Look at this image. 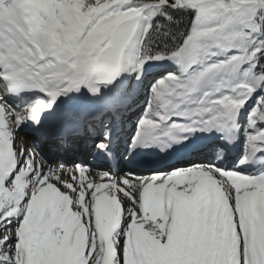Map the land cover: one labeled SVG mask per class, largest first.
Here are the masks:
<instances>
[{
    "label": "snow or ice",
    "instance_id": "obj_1",
    "mask_svg": "<svg viewBox=\"0 0 264 264\" xmlns=\"http://www.w3.org/2000/svg\"><path fill=\"white\" fill-rule=\"evenodd\" d=\"M26 125L117 166L242 151L97 180L46 169ZM0 264H264V0H0Z\"/></svg>",
    "mask_w": 264,
    "mask_h": 264
},
{
    "label": "bare ground",
    "instance_id": "obj_2",
    "mask_svg": "<svg viewBox=\"0 0 264 264\" xmlns=\"http://www.w3.org/2000/svg\"><path fill=\"white\" fill-rule=\"evenodd\" d=\"M17 137H18L17 143L23 144L25 146L24 139H23L22 135H19ZM26 147H27V145H26ZM28 147H30L29 151H35L33 145H29ZM211 151L213 152V149ZM211 151H209V153H208V154H210L209 159H219V158H215L214 154L211 153ZM36 155H37V159H39V161L40 160L44 161L45 168L47 169V167H55V165L51 166V163H53L56 156L58 159L61 158V151H57L53 146H47V148L36 152ZM62 159L63 160L65 159V162L68 161L70 163V162L74 161L75 159H80V155L76 149L72 148V149L68 150L67 153H65V155L62 157ZM66 167L68 168V166H66ZM104 168L107 170L108 167H106V166L96 167V169H99L98 171H91L92 178L98 180L101 171H105ZM111 170H112L113 174L117 175L118 178H121V179L123 178V173H121V172L122 171H129V169L125 165H120L116 170H113V169H111ZM136 174L140 175V173H136ZM62 178L63 179H69V177L67 175L63 176ZM69 182H71V181L69 180ZM125 203H127V201H125Z\"/></svg>",
    "mask_w": 264,
    "mask_h": 264
},
{
    "label": "rangeland",
    "instance_id": "obj_3",
    "mask_svg": "<svg viewBox=\"0 0 264 264\" xmlns=\"http://www.w3.org/2000/svg\"><path fill=\"white\" fill-rule=\"evenodd\" d=\"M17 134H19V132L17 133ZM27 146H29V145H27ZM31 147V146H30ZM30 147H27L28 148V150L30 149ZM211 153H213L212 151H211ZM52 155V154H51ZM53 156V155H52ZM38 161H39V159H38ZM59 162V163H58ZM67 163H69L68 161H67ZM52 165H55V167H59L60 165H64V163H63V161H62V159H58L57 158V156L55 157V159H54V161H53V163H51V166ZM66 169H71L72 167H71V165H68V168L66 167V166H64ZM99 169H96V168H93L92 169V171H98ZM104 170H106L105 168H104ZM124 172H126V171H122L121 173H124ZM126 204V206H127V203H125Z\"/></svg>",
    "mask_w": 264,
    "mask_h": 264
},
{
    "label": "trees",
    "instance_id": "obj_4",
    "mask_svg": "<svg viewBox=\"0 0 264 264\" xmlns=\"http://www.w3.org/2000/svg\"><path fill=\"white\" fill-rule=\"evenodd\" d=\"M190 23V19L188 17L183 18V25L187 26Z\"/></svg>",
    "mask_w": 264,
    "mask_h": 264
}]
</instances>
